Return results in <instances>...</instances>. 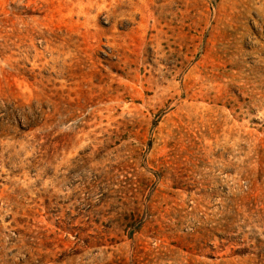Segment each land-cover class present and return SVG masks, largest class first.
<instances>
[{
  "label": "rangeland",
  "instance_id": "1",
  "mask_svg": "<svg viewBox=\"0 0 264 264\" xmlns=\"http://www.w3.org/2000/svg\"><path fill=\"white\" fill-rule=\"evenodd\" d=\"M0 264H264V0H0Z\"/></svg>",
  "mask_w": 264,
  "mask_h": 264
}]
</instances>
